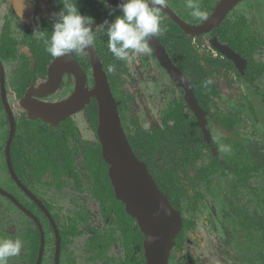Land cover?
Masks as SVG:
<instances>
[{"label":"flooded vegetation","instance_id":"obj_1","mask_svg":"<svg viewBox=\"0 0 264 264\" xmlns=\"http://www.w3.org/2000/svg\"><path fill=\"white\" fill-rule=\"evenodd\" d=\"M241 1L243 0L233 5L224 19L207 32L188 31L166 9L161 12L167 31L158 39L172 61L192 83L194 95L206 112L210 140L205 138L197 115L186 100L185 90L177 85L151 45L154 55L169 73L181 97L165 111L162 125L146 129L135 122L133 129L128 127L123 122L122 107L113 84V76L111 78L107 72L99 51L98 44L105 41V29H101V35L96 39L95 48L108 74L127 136L129 132H134L138 128L150 133L167 128L173 123L172 119L166 121L170 108L179 105L190 117H195L202 131L203 137L198 139L199 145L192 149V152H198L200 156H193L192 162L188 159L184 161L183 167L178 168V171L172 170L177 163L168 162L169 148L165 149L166 155L163 154L162 149L155 156V160L158 158L163 160L161 162L167 171L166 174L174 176L172 182L178 183L179 187L172 192L176 206L171 202L168 193L159 186L155 173L143 160L159 188L182 217L183 225L175 238L169 255V264L172 262L173 253L180 243L183 231L186 227L195 224L185 217L180 206L178 192L182 190L183 182L195 187V182L206 179L223 165L217 160L219 149L213 148L214 162L197 166V163L204 158V147L212 140L207 102L218 94L216 74L222 69H233L238 74L246 72L245 76L251 81H257L264 76L262 57L264 43L261 42L260 31L257 29L255 32H250L249 22L243 15L236 18L229 16ZM69 2L74 0H0V149H3L10 180L18 189L17 192H12L9 190L12 189V185L10 187L8 183L3 184L9 188L1 186L0 197L6 199L10 206L20 213L19 235L27 245L24 260H27L28 264H147L144 246L146 236L141 231L136 218L127 212L125 204L116 196L109 176V165L102 153V144L97 132L98 122L97 125L94 124L93 114L89 112V106L95 101L98 121L97 100L91 98L80 111L56 123L31 116L29 110L22 105V101L28 96L30 101L58 103L70 97L76 89L78 77L73 72L62 70L57 75L56 84L43 91L45 95L39 96L36 93L42 84L50 80V68L57 58L51 57L46 52L43 42L34 37L35 28L39 25L41 30L47 29V37L50 38L54 23L53 13L59 12L63 4ZM121 2L122 0H108V3L116 9L111 15L109 9L99 0H77V5L82 14L94 17L96 23L103 24L105 20L112 21L122 14L117 7ZM186 2L187 0H165L166 7L179 20L196 27L204 24L214 14L221 0H203L199 4L204 10L212 2L215 3L206 21H191L185 16L183 10ZM260 29L264 30V26L260 25ZM192 34L196 36H190ZM204 34H209L212 40L207 45L208 49L202 48L201 51L196 44L203 45L201 38ZM222 46L237 54L238 61L227 56L220 49ZM70 55L82 67L86 86L91 89L95 79L89 49L83 55L76 53ZM191 59L198 65L196 77L189 75L183 68L188 62L192 64ZM209 78L213 80L209 86L214 92L208 97L199 98L197 88L200 89L199 87L205 85V81ZM11 96L19 102L22 113L13 112ZM80 113L86 115L88 126L96 141L83 137L75 118ZM224 122L229 123L228 120ZM231 127V123L229 127L225 126V128ZM224 158L231 167V172L240 182L249 181L254 168L241 166L233 156H224ZM232 163H237L240 169H247L243 179ZM212 165H215V168H211ZM59 202H67L69 205L64 209ZM241 221L244 226L249 225L244 219ZM194 235L200 240L199 232L196 231ZM81 236H83L80 253L83 256L82 261L74 253L76 242H80ZM183 258L190 259L194 264H200L186 253L180 254L178 264H182Z\"/></svg>","mask_w":264,"mask_h":264},{"label":"rangeland","instance_id":"obj_2","mask_svg":"<svg viewBox=\"0 0 264 264\" xmlns=\"http://www.w3.org/2000/svg\"><path fill=\"white\" fill-rule=\"evenodd\" d=\"M202 1L196 0L198 4ZM214 4L212 2L203 11L208 15ZM183 11L191 21L196 20L186 7ZM240 15L249 22L250 32L260 31L264 43V30L260 29V25L264 26V0L241 1L229 16ZM99 25L94 23V27ZM96 31L99 38L101 29ZM201 40L203 45L196 44L200 50L207 48L212 37L204 34ZM262 57L264 59V55ZM125 64L126 72L112 71L123 122L131 129L135 122L146 129L162 125L165 111L181 97L169 73L153 51L147 55L130 53ZM245 74L233 69H222L216 74L218 94L207 102L212 140L204 147V158L197 166L214 162L213 148L219 149L217 160L225 166H219L206 179L195 182V187L183 182L178 192L180 206L185 217L195 224L183 231L171 264H178L183 253L200 264H264V76L251 81ZM12 97L13 112L22 113L19 102ZM75 118L83 137L96 141L86 115L80 113ZM225 120L232 124L231 128H225ZM224 156H233L241 166L254 168L248 182L238 180ZM4 158L3 149H0V187L8 183L12 185L9 190L17 192ZM59 204L64 209L69 205L67 202ZM20 219V213L0 197V238H20ZM242 219L249 225L244 226ZM194 231L200 233V240L195 238ZM82 237L74 248L80 261L83 260L80 255ZM26 249L25 244L21 254L11 258L8 264H28L24 260Z\"/></svg>","mask_w":264,"mask_h":264},{"label":"water","instance_id":"obj_3","mask_svg":"<svg viewBox=\"0 0 264 264\" xmlns=\"http://www.w3.org/2000/svg\"><path fill=\"white\" fill-rule=\"evenodd\" d=\"M239 1L221 0L214 14L204 24L196 27L189 26L179 20L167 7L165 9L188 31L207 32L218 25L228 10ZM150 45L162 64L169 70L177 85L185 90L186 100L197 115L205 138L210 140L206 112L198 103L189 78L172 61L158 37L153 38ZM220 49L227 56L238 61L239 56L232 50L225 46ZM89 52L95 79L91 89L86 86L82 67L68 54L58 57L52 64L50 80L42 84L36 93L39 96L45 95L43 91L56 84L60 71L67 70L78 77V83L72 95L58 103L30 101L28 96L22 101V105L29 110L31 116L56 123L80 111L90 102L91 98L97 100V132L102 144L104 159L109 165V176L116 196L125 204L127 212L136 218L141 231L146 236L144 246L147 264H169V255L175 238L183 225L181 214L171 205L168 197L159 188L147 164L135 154L123 127L108 74L95 45L89 49ZM181 262L182 264H194L188 258H183Z\"/></svg>","mask_w":264,"mask_h":264},{"label":"clouds","instance_id":"obj_4","mask_svg":"<svg viewBox=\"0 0 264 264\" xmlns=\"http://www.w3.org/2000/svg\"><path fill=\"white\" fill-rule=\"evenodd\" d=\"M99 2L109 9L110 15L116 11L108 0ZM117 7L121 15L94 27V17L82 14L77 0L65 3L59 12L53 13L50 38L47 37V29L41 30L39 25L35 28L34 37L43 42L51 57L58 58L72 53L83 55L95 45L98 35L96 29H106L107 48L116 60L127 61L130 53L150 54V41L167 31L161 15L166 8L165 0H122ZM186 8L196 20L208 19L196 0H187ZM115 67V64L109 65L108 71H114ZM212 83L213 80L209 78L205 86ZM24 247V241L19 237L0 238V264H8L11 258L18 257Z\"/></svg>","mask_w":264,"mask_h":264},{"label":"trees","instance_id":"obj_5","mask_svg":"<svg viewBox=\"0 0 264 264\" xmlns=\"http://www.w3.org/2000/svg\"><path fill=\"white\" fill-rule=\"evenodd\" d=\"M104 40V43L98 44L99 51L104 61L105 68L112 78V71H108L109 65L115 64V69L124 72L126 71V64L125 61L116 60L112 53L108 50L107 35H105ZM191 60L192 64L188 62L186 65H183V68L189 75L196 77L198 65L194 63L193 59ZM199 88L200 89L197 88L199 98L208 97L212 92H214V89L209 85H202ZM89 109V112L93 114L94 124L97 125V103L94 101V103L89 106ZM168 119H172L173 123L169 124L165 129H157L153 131V133H150L149 131H144L138 128L134 132H129L128 136L135 153L140 157V159L147 162L153 173H155L159 186L168 193L171 202L175 205L172 192L176 187H179L178 183L172 182L174 176L166 174L167 171L163 168L161 162L163 160H161V158L155 160V156L158 152L162 151V149L163 154L166 155L167 151L165 149L169 148L168 162L177 163L176 167L173 166L172 170L174 172L178 171V168L183 167L184 161L188 159V161L192 162L194 161L192 158L193 156H200V153L192 152V149L194 146L199 145L198 139L202 138L203 135L200 125L197 123L195 117H190L187 112L182 110L181 105L176 108H170L166 121ZM225 124L226 127L230 126V122ZM232 165L237 169V173L243 179L245 170L247 169L238 168L237 163H232ZM210 167L215 168V165ZM204 171L208 172L206 169H204ZM33 250L35 251V249Z\"/></svg>","mask_w":264,"mask_h":264}]
</instances>
